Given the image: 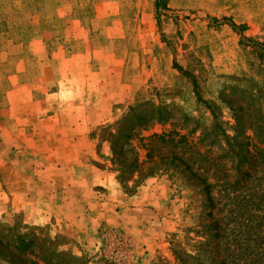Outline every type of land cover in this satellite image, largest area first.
<instances>
[{
    "label": "rangeland",
    "instance_id": "obj_1",
    "mask_svg": "<svg viewBox=\"0 0 264 264\" xmlns=\"http://www.w3.org/2000/svg\"><path fill=\"white\" fill-rule=\"evenodd\" d=\"M59 90L110 108L82 161L150 211L118 205L89 244L9 201L0 225L35 236L16 264H264V0H0V192L26 186Z\"/></svg>",
    "mask_w": 264,
    "mask_h": 264
},
{
    "label": "crops",
    "instance_id": "obj_2",
    "mask_svg": "<svg viewBox=\"0 0 264 264\" xmlns=\"http://www.w3.org/2000/svg\"><path fill=\"white\" fill-rule=\"evenodd\" d=\"M109 61L116 62L117 59L111 58ZM78 93L71 90L73 102L68 104L66 112L64 102H61V90L45 92L43 95L40 110H35L43 114V117L36 118V125L41 128L33 133V143L49 144L50 147H43L42 152L34 154L30 164L35 165L31 167L34 171L26 186H18L12 197L11 193L0 192V213L11 201L14 211L28 215L29 223L63 225L76 239L94 244L99 238L96 231L99 224L119 221L122 214L120 216L117 212L118 205L125 204L130 211L142 213L144 217L150 211L146 207L150 203V196L146 191H141L127 197L119 191L108 170L100 171L83 163L82 159L89 153L87 148L92 143L88 134H85V128L100 124L110 108L100 105L101 100L98 103L89 100L87 103L80 102ZM94 109L97 113L93 117L90 112ZM26 198L31 201L29 207ZM152 213L159 215L157 212ZM143 217L136 220L138 224L145 225Z\"/></svg>",
    "mask_w": 264,
    "mask_h": 264
},
{
    "label": "trees",
    "instance_id": "obj_3",
    "mask_svg": "<svg viewBox=\"0 0 264 264\" xmlns=\"http://www.w3.org/2000/svg\"><path fill=\"white\" fill-rule=\"evenodd\" d=\"M155 8L156 10L167 8V0H155ZM134 109V106L131 107L129 112H132ZM159 111L157 108L152 109L147 119L138 116L137 123L140 125L143 121H150L151 119L161 121L162 117ZM126 118V120L129 119V117ZM244 178L248 179L249 175H245ZM25 229L26 232H24ZM32 229V227L21 223L15 226H10L6 223L0 225V264H16L18 258L31 249L35 236L33 235L32 238H28V236ZM9 247L14 248L15 251L8 250ZM43 259L46 260L45 257Z\"/></svg>",
    "mask_w": 264,
    "mask_h": 264
}]
</instances>
